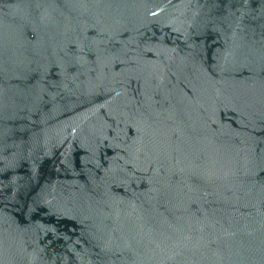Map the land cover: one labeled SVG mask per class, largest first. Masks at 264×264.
<instances>
[{
	"label": "water",
	"instance_id": "obj_1",
	"mask_svg": "<svg viewBox=\"0 0 264 264\" xmlns=\"http://www.w3.org/2000/svg\"><path fill=\"white\" fill-rule=\"evenodd\" d=\"M0 264H264V0H0Z\"/></svg>",
	"mask_w": 264,
	"mask_h": 264
}]
</instances>
